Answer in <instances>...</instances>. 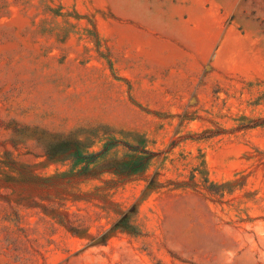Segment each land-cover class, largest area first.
Masks as SVG:
<instances>
[{
	"label": "rangeland",
	"instance_id": "obj_1",
	"mask_svg": "<svg viewBox=\"0 0 264 264\" xmlns=\"http://www.w3.org/2000/svg\"><path fill=\"white\" fill-rule=\"evenodd\" d=\"M0 264H264V0H0Z\"/></svg>",
	"mask_w": 264,
	"mask_h": 264
},
{
	"label": "trees",
	"instance_id": "obj_2",
	"mask_svg": "<svg viewBox=\"0 0 264 264\" xmlns=\"http://www.w3.org/2000/svg\"><path fill=\"white\" fill-rule=\"evenodd\" d=\"M135 154L130 155L127 160H123L119 163H117L116 168L120 172L126 173V174H135L138 172L143 171L149 163V153L146 151H134ZM136 153H139L136 155ZM51 154H58V155H63L65 154H70L72 157H74L78 162H89L92 160L94 156H87V155H82L81 153V147L80 145H73V146H68L65 147L61 151H54Z\"/></svg>",
	"mask_w": 264,
	"mask_h": 264
}]
</instances>
